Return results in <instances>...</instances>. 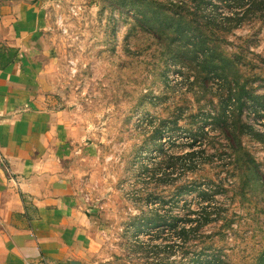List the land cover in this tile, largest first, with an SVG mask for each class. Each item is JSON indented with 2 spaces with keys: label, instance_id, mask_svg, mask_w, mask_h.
<instances>
[{
  "label": "rangeland",
  "instance_id": "1",
  "mask_svg": "<svg viewBox=\"0 0 264 264\" xmlns=\"http://www.w3.org/2000/svg\"><path fill=\"white\" fill-rule=\"evenodd\" d=\"M254 1L42 0L47 96L88 145L75 170L86 242L42 264L186 263L167 258L168 235L153 239L150 220L189 207L212 213L204 239L225 264H264V0ZM228 13L243 20L224 23ZM213 18L231 30L194 31ZM201 47L229 58L226 76L204 68ZM225 109L233 118L215 123ZM188 184L206 190L200 206Z\"/></svg>",
  "mask_w": 264,
  "mask_h": 264
},
{
  "label": "crops",
  "instance_id": "2",
  "mask_svg": "<svg viewBox=\"0 0 264 264\" xmlns=\"http://www.w3.org/2000/svg\"><path fill=\"white\" fill-rule=\"evenodd\" d=\"M45 8L0 0V264L49 263L86 242L75 170L88 145L47 96Z\"/></svg>",
  "mask_w": 264,
  "mask_h": 264
},
{
  "label": "trees",
  "instance_id": "3",
  "mask_svg": "<svg viewBox=\"0 0 264 264\" xmlns=\"http://www.w3.org/2000/svg\"><path fill=\"white\" fill-rule=\"evenodd\" d=\"M190 0L186 3L188 5ZM197 2L198 8H203L204 0H192ZM263 0H255L254 1V7H258L260 4H262ZM203 10V9H202ZM252 11H256L253 8H248L246 11H244V15H248ZM201 12V11H200ZM202 15L203 13H196V15ZM243 19L239 17V15H236L234 13H228L227 16L224 18V23L230 24L235 21H242ZM212 24L209 26H206L204 28L196 27L194 31L196 33H213V32H225L229 31V29H223L222 27H219V21L217 18H213ZM237 28V27H233ZM231 30V29H230ZM175 33V31H173ZM201 53L203 56L202 64L204 68L210 73V72H216L220 73L224 76L228 74L231 67H229L232 62L229 60V58L225 55H220V53L217 50H211L207 47H201ZM1 54V52H0ZM236 98H240L243 95H246L245 89L243 87L238 86V82L236 84ZM230 92H232V89H230ZM234 101V100H233ZM246 104L244 102L242 106ZM242 108V107H241ZM233 118V115L230 116L227 114V110H223L220 114L215 115L212 117V120L215 123H218L220 120L223 122H228L230 119ZM214 123L211 124L213 126ZM213 129V128H212ZM215 131V129H213ZM239 136V134H238ZM193 139L191 137H188L187 139V146L193 147L196 146V141L193 142ZM193 154V153H192ZM190 166V165H185ZM232 176V175H227ZM188 193L191 195V199L193 201V205L200 206V198L203 200H206L208 195H206V190L197 193V191L194 189V187L191 184H188ZM209 191V190H207ZM210 202V201H208ZM183 213V214H182ZM151 214L153 218L150 220L151 227L155 229L153 232V239L156 240L158 238V234L160 233H167V238L165 241V249L167 251V258L170 259L172 256H180L182 260L186 263L183 264H225L221 259L220 256H222L217 248L211 244V241H206L204 238H208L209 236L205 234V231L203 232L202 229L206 228L207 225L211 224V212H205L204 210L201 211H195V209H192L189 207L185 212L180 211V214H175V211L173 209H170L164 215V217H161L158 215V211L154 210L151 211ZM182 214V215H181ZM194 215L195 217H191V215ZM210 221V222H209ZM206 225H204V223ZM208 223V224H207ZM166 225V227H163L164 229L160 230L162 226ZM157 235V236H156ZM197 260L194 263H191V261ZM205 260V261H203ZM212 260V261H211ZM210 261V262H206ZM262 260L260 259V263L262 264Z\"/></svg>",
  "mask_w": 264,
  "mask_h": 264
}]
</instances>
